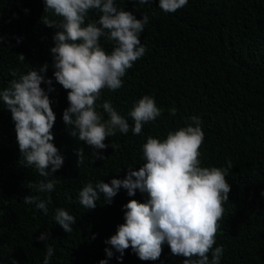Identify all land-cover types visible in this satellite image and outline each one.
Wrapping results in <instances>:
<instances>
[{"label":"trees","instance_id":"1","mask_svg":"<svg viewBox=\"0 0 264 264\" xmlns=\"http://www.w3.org/2000/svg\"><path fill=\"white\" fill-rule=\"evenodd\" d=\"M114 4L138 19L148 15L140 34L146 51L127 69L119 89L102 90L97 110L107 119L101 105L108 101L131 126V110L149 95L161 115L144 123L140 134L130 127L127 134L108 137L105 143L116 147L97 150L104 158L95 160L93 149L71 137V126L66 129L62 120L67 91L55 81L50 53L56 29L43 25L41 16L62 18L44 12V0H0V90L47 63L43 75L52 80L48 95L56 117L52 142L63 157L62 167L47 178L34 166L24 167L11 113L0 101V264H43L49 246L54 250L49 264H99L101 259L108 264H182L183 257L172 255L166 243L154 261L140 260L131 248L117 260L120 254L105 243L124 223L123 205L131 199L145 202L147 193L136 190L129 196L121 188L110 204L101 195L96 208L88 210L79 203V192L88 183H110L124 179L129 168L138 170L145 162L147 138L163 140L191 124L193 116L199 117L204 133L201 166L232 165L226 175L229 200L213 246L223 248L220 264H264V0H188L173 13L160 9L159 0ZM100 15L90 10L86 23ZM100 44L108 53L114 46L104 37ZM41 87L47 91L46 84ZM78 148H83L82 162L77 161ZM48 179L56 181L51 192L30 187ZM27 195L45 201L47 214L26 204ZM57 209L76 218L72 232L55 221ZM41 233H48L43 242L35 239ZM105 248L113 252L111 258Z\"/></svg>","mask_w":264,"mask_h":264},{"label":"clouds","instance_id":"2","mask_svg":"<svg viewBox=\"0 0 264 264\" xmlns=\"http://www.w3.org/2000/svg\"><path fill=\"white\" fill-rule=\"evenodd\" d=\"M138 3L149 4L151 0H138ZM187 3L188 0H159V8L173 13ZM93 9L101 15L98 21L86 23ZM47 11L62 18L57 21L41 16L43 25L56 29L50 53L55 81L67 91L68 106L63 110L62 120L66 129L71 126L68 134L93 149L95 160H102L104 155L97 150L116 147L105 143L108 137L117 132L127 134L130 127L133 134H140L144 123L161 115L149 95L141 97L131 110V126L110 102L101 105L107 119L96 105L102 90L119 89L127 69L145 54L140 34L149 17L143 14L138 19L133 12L118 9L114 0H44V12ZM101 37L113 42L110 53L101 46ZM19 58L25 60L23 54ZM47 67L45 63L39 70L32 68L0 90V101L14 122L24 167L34 166L45 178L63 165V157L52 142L56 117L48 95L53 91L52 80L43 75ZM42 83L48 86L47 91L41 87ZM169 112L174 116L176 109ZM190 119L191 124L169 132L163 140L147 138L142 145L145 162L138 170L129 168L124 179L112 178L110 183L101 181L95 186L88 183L80 190L79 203L88 210L96 208L101 195L104 203L110 204L121 188L129 196H134L136 190L147 193L145 202L131 199L123 205L124 223L105 241L120 254L117 260H122L129 248L140 260H157L166 243L172 255L183 257L182 264H220L223 248L213 246L223 218V204L229 200L231 186L226 175L232 165L229 163V168L201 166L199 149L204 133L199 117ZM83 154V148H78L77 161H83ZM55 183L48 179L30 187L51 192ZM24 202L34 203L47 214L46 203L38 196L27 195ZM55 221L70 233L76 218L64 209H57ZM47 236L48 233H41L35 239L43 242ZM105 252L109 258L113 256L110 249L105 248ZM53 254L49 246L43 264H49ZM99 264L108 261L101 259Z\"/></svg>","mask_w":264,"mask_h":264}]
</instances>
